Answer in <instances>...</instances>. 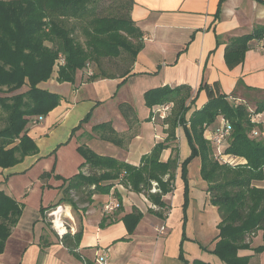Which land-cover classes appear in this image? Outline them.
Wrapping results in <instances>:
<instances>
[{
  "label": "crops",
  "instance_id": "obj_1",
  "mask_svg": "<svg viewBox=\"0 0 264 264\" xmlns=\"http://www.w3.org/2000/svg\"><path fill=\"white\" fill-rule=\"evenodd\" d=\"M130 2L129 17L141 32V47L134 60L121 65L117 60L107 62L104 74L93 78L88 70L96 72V67L89 65L76 72L73 82L58 81L53 72L38 84L60 100L46 114L26 124L36 153L25 155L10 167H0V192L22 206L4 242L0 264H94L95 252L103 250L107 264H193L194 260L226 264L211 252L220 215L209 202L199 156L190 158L185 174L181 168L191 150L186 130L180 125L170 147L160 154V160L165 161L171 146L178 148L174 188L162 196L168 206L163 217L150 211L158 207L145 194L117 183L114 188L118 194L95 193L88 206L68 208L73 236L78 237L74 250L60 242L46 219L48 207L64 201L66 179L79 171L83 158L78 145L138 165L143 155L164 140L167 124L150 119L151 110L158 104H145L146 91L163 86L189 88L186 118L211 96L220 94L249 110L264 101V50L258 46V38L248 40L238 62L230 65L225 58L231 40L264 27V0ZM171 103L168 115L174 107ZM219 120L218 115L205 126L208 142ZM102 123L112 131L109 127L93 130ZM256 125L254 136L264 138V123ZM259 185L264 187V179ZM109 197L116 198L120 207L104 215L101 206ZM134 209L141 216L129 232L122 217ZM247 240L251 246L262 244V231H255ZM238 254L248 255L251 264L261 262L264 251L240 249Z\"/></svg>",
  "mask_w": 264,
  "mask_h": 264
},
{
  "label": "trees",
  "instance_id": "obj_2",
  "mask_svg": "<svg viewBox=\"0 0 264 264\" xmlns=\"http://www.w3.org/2000/svg\"><path fill=\"white\" fill-rule=\"evenodd\" d=\"M95 4L94 0H0V114L5 119L0 126V167H10L25 155L36 153L37 147L27 135L26 124L59 103L57 94L38 86L49 79L55 68L58 81L73 82L76 72L89 65L96 67V72L88 70L93 78L104 74L107 62L134 60L141 47V32L128 12L102 15ZM77 30L83 40L77 37ZM263 33L264 27H259L252 35L231 40L225 50L227 63L238 62L248 40ZM189 92V88L182 86H163L145 92L147 106L174 102V107L164 119L167 136L143 155L138 165L78 145L83 161L79 171L66 179L62 199L73 207L88 204L95 193H108L118 183L145 194L158 207L150 211L163 217L168 206L162 196L174 188L178 148L171 146V154L165 161L160 160V154L176 138L175 128L183 126L191 150L190 156L182 161L183 174L190 158L198 155L209 202L220 215L217 241L211 252L226 264H247L249 256L239 255L238 250L264 251V187L259 185L264 179V138L250 133L258 127L251 122L250 115L263 111L264 101L249 110L243 103L235 99L230 102L226 95L220 94L211 96L186 118ZM218 115L231 125L224 153L235 160L232 164L217 160L213 145L204 137L205 126L212 124ZM107 127L112 131L105 123L94 126L93 130ZM83 166L86 168L82 170ZM113 193L118 194L116 190ZM21 211V204L0 192V253ZM140 216L134 209L122 217L129 232ZM257 230L262 231L263 243L251 246L247 238ZM61 242L74 250L78 237L66 234ZM193 264L209 263L194 260Z\"/></svg>",
  "mask_w": 264,
  "mask_h": 264
},
{
  "label": "built area",
  "instance_id": "obj_3",
  "mask_svg": "<svg viewBox=\"0 0 264 264\" xmlns=\"http://www.w3.org/2000/svg\"><path fill=\"white\" fill-rule=\"evenodd\" d=\"M258 46L264 50V33L258 38ZM60 61L62 62V59ZM171 107V102H165L156 105L151 110L150 119L154 122L158 120L163 121L169 114ZM250 120L254 124L264 123V110L260 112H252L250 115ZM230 132V122L225 117L220 116L218 126L212 130L209 135V141L214 147L215 158L220 162L232 164L235 160L231 156L224 153V146L228 136L230 135ZM255 132V128H253L250 133L251 135H254ZM153 190L155 189L153 188ZM119 207V201L114 197H109L103 202L101 211L104 215H109L115 212ZM45 215L51 229L55 232L60 242L62 241L63 236L66 234H69L70 236L75 234V229L72 224L71 216L68 214L67 206L64 207L62 203H57L48 207ZM163 230L164 226L161 225L159 227V231L162 232ZM93 260L94 264H107V252L104 250L100 252L96 251Z\"/></svg>",
  "mask_w": 264,
  "mask_h": 264
},
{
  "label": "rangeland",
  "instance_id": "obj_4",
  "mask_svg": "<svg viewBox=\"0 0 264 264\" xmlns=\"http://www.w3.org/2000/svg\"><path fill=\"white\" fill-rule=\"evenodd\" d=\"M94 2H96L95 5L97 7V12L99 14H102V15H126L127 12H128V4H129V1L128 0H94ZM76 35H77L78 38H80L81 40H83V37L78 32V30L76 31ZM117 61H118L117 62L118 65H121V64H125L128 60L127 61H124L122 59H118ZM55 69L53 70V72H56ZM4 122H5L4 115H1L0 116V126H2L4 124ZM194 183H195V189H196L197 188L196 187V182H194ZM114 190H115L114 187L110 190L112 192V194H113V191ZM63 195L64 194H62V196ZM74 196L77 197L76 194H74ZM60 203H62V205L64 207L67 206V208L73 207L72 203L71 202H68L66 199H64V201L63 202H60ZM87 206H88V204H87ZM254 261L251 264H264V255H262V261L261 262L260 261H258V262L255 261L254 262ZM247 264H249V260H248V263Z\"/></svg>",
  "mask_w": 264,
  "mask_h": 264
}]
</instances>
